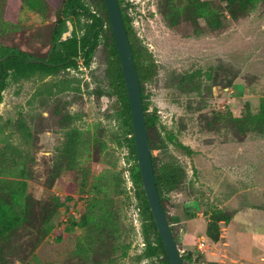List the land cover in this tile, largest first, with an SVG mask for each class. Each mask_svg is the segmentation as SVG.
Here are the masks:
<instances>
[{
	"label": "rangeland",
	"instance_id": "obj_1",
	"mask_svg": "<svg viewBox=\"0 0 264 264\" xmlns=\"http://www.w3.org/2000/svg\"><path fill=\"white\" fill-rule=\"evenodd\" d=\"M157 1L122 0V5L157 63L144 85L147 111L157 116L153 136L159 147L153 154L175 158L186 170L184 184L164 200L180 253L191 258L184 263L264 264V122L244 117L246 106L256 114L264 99V0L244 9L234 4L232 13L221 0H201L218 12L210 25L184 16L173 27L166 25ZM42 3L40 16L21 0H11L3 19L8 25L0 23V44L46 56L61 0ZM73 30L71 24L63 34ZM104 62L99 45L89 66L79 62L55 76L11 82L2 92L0 146L24 156L26 189L35 200L32 219L49 197H72L69 208L51 218L43 239L31 229L16 233L3 253L6 264H150L137 260L143 248L141 221L125 148L114 141L116 125L107 117L114 100L95 91L104 87ZM63 78L79 80L80 90L34 95ZM71 128L80 130L84 142L79 167L61 169L52 178L55 148ZM96 176L103 183L91 213L96 227L85 239L83 229L68 219L84 212L85 191ZM216 227L213 241L209 233ZM84 239L90 248L78 254ZM202 239L206 246L199 249Z\"/></svg>",
	"mask_w": 264,
	"mask_h": 264
},
{
	"label": "trees",
	"instance_id": "obj_2",
	"mask_svg": "<svg viewBox=\"0 0 264 264\" xmlns=\"http://www.w3.org/2000/svg\"><path fill=\"white\" fill-rule=\"evenodd\" d=\"M42 1L21 0V3H24L23 6L29 7L33 12L41 16V13L44 14ZM118 1L138 74L155 184L161 205L166 214L164 200L170 193L179 190L184 184L186 170L175 158H157L153 154V150L159 147L153 136L157 116L147 111L144 85L153 77L157 63L153 59L151 52L141 42L135 30L131 27L125 7L122 5V0ZM221 1L225 3L229 12L232 13L234 4L238 3L239 8L244 9L254 0ZM9 9H11V0H0V23L5 24V26L8 24L3 19L7 20L6 16L10 13ZM157 9L169 27L176 26L184 16L192 22H197L198 18H203L210 25L218 13L211 2H202L201 0H158ZM55 14L56 20L51 31L50 48L46 56L29 54L18 47L0 44V101L2 100L3 90L11 82L33 77L55 76L60 70L78 68L79 62L84 66H89L95 50L101 45L105 51V62L102 72L104 87L98 86L95 91L98 96L106 95L114 100V110L107 117L113 119L116 125L114 141L119 148H125L133 196L141 221L143 248L138 254L137 260L146 259L150 264H169L142 187L132 135L128 97L104 0H61V4ZM67 21L71 22L74 30L65 38H62L63 32L68 30ZM31 58L41 59L44 62L28 61ZM78 83L79 80L76 78L56 79L50 87L45 86L43 89H38L34 92V95L42 93L53 94L54 92L65 90L79 91ZM245 112L244 117L247 116L249 120L255 119L264 122V99L260 103L258 113L252 114L248 106H246ZM237 119L241 120L243 117L241 116ZM168 138L172 139L173 135H169ZM83 146L84 142L80 130L77 128L68 129L64 134L63 141L55 148V159L51 167L52 178L56 177L61 169L65 171L78 169L79 162L83 156ZM178 146L185 149L188 154L193 153L189 147L180 142H178ZM23 157L18 149L11 148L8 145L0 146L1 264L8 262L3 253L6 247H10L9 244L17 232H22L25 228L31 229L39 235V240L43 239L49 233V221L51 218L60 210H67L72 200L71 196L54 195L49 197L47 201L39 205L33 220L32 211L35 200L32 199L26 189L25 170L21 168ZM82 182H85L84 178H82ZM102 186L103 183L101 184L100 182V176H96L94 181L88 185L87 190H84L89 194L84 200V212L76 219L72 217L68 219V223L78 225L83 229L85 239H89L95 232L93 228L94 226L96 227V224L91 218V213L92 207L97 205ZM81 187H84L83 184ZM209 234H212V240L216 241L218 237L217 227L214 233ZM85 239L82 243L79 242L77 244L76 250L79 252L78 254L84 253ZM86 247L88 248L89 246ZM123 253L126 255L127 251L125 250ZM181 258L183 264H185V259L187 262H190L191 259L189 255L185 256L183 254H181ZM17 259L23 262L26 258L18 256Z\"/></svg>",
	"mask_w": 264,
	"mask_h": 264
},
{
	"label": "water",
	"instance_id": "obj_3",
	"mask_svg": "<svg viewBox=\"0 0 264 264\" xmlns=\"http://www.w3.org/2000/svg\"><path fill=\"white\" fill-rule=\"evenodd\" d=\"M104 3L109 18L113 40L118 53L125 90L128 97L132 135L145 197L149 205L157 232L159 233L165 248L169 264H183L180 250L173 236L164 209L161 205L155 184L141 89L137 70L133 60L130 42L121 16L119 1L104 0ZM67 26V29L71 30V24L69 21H67ZM65 37L66 35L63 34L62 38ZM28 61L44 62L43 60L36 58H31Z\"/></svg>",
	"mask_w": 264,
	"mask_h": 264
},
{
	"label": "built area",
	"instance_id": "obj_4",
	"mask_svg": "<svg viewBox=\"0 0 264 264\" xmlns=\"http://www.w3.org/2000/svg\"><path fill=\"white\" fill-rule=\"evenodd\" d=\"M205 246H206V242L204 239H202V241L199 242V244H198V248L201 249V247H205Z\"/></svg>",
	"mask_w": 264,
	"mask_h": 264
}]
</instances>
